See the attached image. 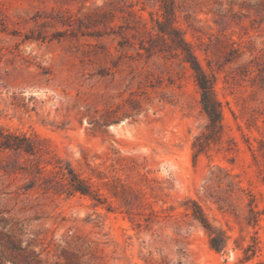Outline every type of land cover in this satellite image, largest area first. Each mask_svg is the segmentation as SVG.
<instances>
[{
  "label": "rangeland",
  "instance_id": "rangeland-1",
  "mask_svg": "<svg viewBox=\"0 0 264 264\" xmlns=\"http://www.w3.org/2000/svg\"><path fill=\"white\" fill-rule=\"evenodd\" d=\"M0 128V264H264V0H0Z\"/></svg>",
  "mask_w": 264,
  "mask_h": 264
},
{
  "label": "trees",
  "instance_id": "trees-1",
  "mask_svg": "<svg viewBox=\"0 0 264 264\" xmlns=\"http://www.w3.org/2000/svg\"><path fill=\"white\" fill-rule=\"evenodd\" d=\"M184 43V40L181 39ZM186 59L191 63V67L195 70L198 83L202 89V104L209 117V126L213 130H217L221 126L222 112L220 108L219 101L214 96V78L210 76L199 60L196 58L194 53L189 49L185 48ZM0 146L4 148H12L15 150H26L31 151V142L27 136H21L19 134L13 133L11 131H4L0 128ZM76 189H81L79 186H75ZM8 219L0 218V227L4 228L6 226L2 223H7ZM213 245L215 244V239L212 238Z\"/></svg>",
  "mask_w": 264,
  "mask_h": 264
}]
</instances>
